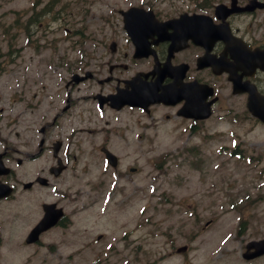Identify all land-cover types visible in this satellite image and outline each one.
<instances>
[{
    "label": "rangeland",
    "instance_id": "rangeland-1",
    "mask_svg": "<svg viewBox=\"0 0 264 264\" xmlns=\"http://www.w3.org/2000/svg\"><path fill=\"white\" fill-rule=\"evenodd\" d=\"M63 1L62 25L84 30L85 46H91L96 37L104 39L102 30L112 28L102 16L115 15L109 23L118 30L119 10L139 0ZM30 3L0 0V23L10 25L13 12L22 13ZM69 45L68 40L58 44L61 49ZM10 46L9 34L0 29V48ZM50 72L55 107L59 79L69 78V71ZM81 103L53 133L71 139L69 130L77 131V123L92 128L64 149L77 157L59 178L57 191L68 196L63 203L72 225L50 234L53 247L21 244L15 239L20 229L15 236L6 233L12 239L4 236L1 264H258L244 259L243 252L249 241L264 237V125L239 113L224 121L213 117L202 131L190 133L185 122L166 120L157 111L154 119L145 120L158 123L146 125L140 139L137 113L99 112L94 105L80 108ZM105 138L120 159V167L108 173L111 168L92 149ZM100 181L102 191L96 187ZM41 192L54 197L49 190ZM22 219L12 226H20ZM185 244L192 248L178 255L177 248Z\"/></svg>",
    "mask_w": 264,
    "mask_h": 264
},
{
    "label": "flooded vegetation",
    "instance_id": "flooded-vegetation-1",
    "mask_svg": "<svg viewBox=\"0 0 264 264\" xmlns=\"http://www.w3.org/2000/svg\"><path fill=\"white\" fill-rule=\"evenodd\" d=\"M218 5L226 8L217 10ZM137 6L153 10L157 20V23H149L151 27L142 39L140 53L136 55L132 40L119 26L116 32L115 25L103 32L108 36L107 40L97 39L91 46H76L75 51L65 58V53H61L63 57H58V61L63 58V62L52 66L53 71L72 69L81 75L90 72L91 76L78 82L72 76L60 78L62 84H58L57 97L60 100L57 106L52 107L51 85H41L33 78V68L41 64L49 66L48 62L35 67L34 63L26 67L21 62L13 63L14 69L32 71L23 72L16 79L0 80V196L9 188L13 189L12 195L0 197V209L21 190H27L26 178L30 173L23 169L25 164L45 156L58 142L60 150L68 145L53 133L81 100L75 94L90 92L88 98L99 103L100 98L113 94L118 88L129 89L131 79L138 75L145 82L160 78L162 86L176 82L183 94L199 98L200 101L193 105L196 114H201L206 104L213 102L212 112L219 120L227 114L242 112L252 90L264 96V0H188L183 4L180 0H161ZM184 14L195 17L187 29H180V22L170 24ZM33 17L40 21V26L46 24L44 34H54L60 29L66 31V26L62 25L65 19L61 0L37 1ZM51 18L57 19V27L50 24ZM107 20L115 22V17L110 16ZM182 38L187 40L181 42ZM76 43L80 44L79 41ZM180 43L185 45L179 47ZM41 48L43 55L49 53ZM20 49L16 47L13 50L17 60L23 61L18 52ZM85 60H90L91 65L83 66ZM212 61L216 62L215 66L211 65ZM232 79L237 83L236 89ZM210 88L213 95L209 94ZM183 98L176 105L156 104L151 109H170L174 119L190 123L191 131L203 130L209 119L179 115L188 101L187 95ZM109 103L110 100L106 99L100 109L114 111ZM125 108L143 115L152 112ZM165 116L170 117L168 114ZM38 181L35 175L29 181L32 183L29 187L39 185Z\"/></svg>",
    "mask_w": 264,
    "mask_h": 264
},
{
    "label": "water",
    "instance_id": "water-1",
    "mask_svg": "<svg viewBox=\"0 0 264 264\" xmlns=\"http://www.w3.org/2000/svg\"><path fill=\"white\" fill-rule=\"evenodd\" d=\"M123 14L126 15V19H125L126 25L131 26L132 24H134L136 22V20H134L133 17H135V15L139 14V10L134 8V9H130L129 11H127V12H125ZM127 97L129 99L133 100V97L131 95L128 94ZM248 108L255 115L260 116L261 119L264 121V108L258 107L255 102H251V101L248 103ZM108 156L112 160V163L116 164V158L114 156H112V155H108ZM254 246H256L259 249V252L257 253L258 255L264 253V239L261 240V241H257V242H251L248 245V249H250V248H252ZM253 256L254 255L245 254V257H247V258H251Z\"/></svg>",
    "mask_w": 264,
    "mask_h": 264
}]
</instances>
